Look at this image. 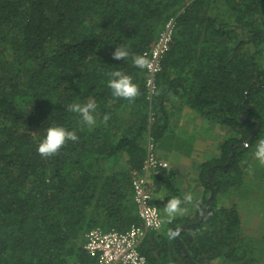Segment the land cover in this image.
<instances>
[{
  "label": "trees",
  "instance_id": "obj_1",
  "mask_svg": "<svg viewBox=\"0 0 264 264\" xmlns=\"http://www.w3.org/2000/svg\"><path fill=\"white\" fill-rule=\"evenodd\" d=\"M170 19L149 99L145 69L112 54L142 55ZM117 70L139 86L134 102L112 95L108 74ZM177 95L227 138L200 164V207L149 232L139 250L146 264H260L264 248L254 255L237 204L219 201L264 185L254 157L264 139V0H0V264H97L83 247L88 231L139 225L131 171L142 169L148 140L167 132L164 104ZM90 99L98 104L91 129L67 111ZM53 125L79 141L44 159L37 148ZM166 169L153 172L155 184L171 186ZM211 188L203 221L168 238L169 228L199 220ZM164 198L152 202L172 196Z\"/></svg>",
  "mask_w": 264,
  "mask_h": 264
},
{
  "label": "built area",
  "instance_id": "obj_2",
  "mask_svg": "<svg viewBox=\"0 0 264 264\" xmlns=\"http://www.w3.org/2000/svg\"><path fill=\"white\" fill-rule=\"evenodd\" d=\"M175 21H167L154 43L143 52L151 61L146 68L145 89L148 98H152L157 90L156 76L162 69V60L169 50L172 41ZM153 141L148 140L147 155L140 171H131L132 200L140 224L131 226L125 231L110 229L103 231L94 228L85 235L84 249L97 256V264H146V257L139 246L149 232L160 230L161 215L154 198L155 182L153 172L168 168L169 163L156 156Z\"/></svg>",
  "mask_w": 264,
  "mask_h": 264
},
{
  "label": "rangeland",
  "instance_id": "obj_3",
  "mask_svg": "<svg viewBox=\"0 0 264 264\" xmlns=\"http://www.w3.org/2000/svg\"><path fill=\"white\" fill-rule=\"evenodd\" d=\"M169 131L165 132V137H162L156 143L157 149L172 147V153L169 155L172 165L167 170L172 172V178H170L171 186L168 187L165 185L161 188L162 195L159 199H165L164 197L167 195L175 197L172 189L176 191V197H183L184 193L188 191L194 193L195 186H199L198 181L197 183L193 181L198 177L195 172L193 173V170L195 171L193 166L195 164L196 167L197 163L195 157L208 160L217 156V147L221 141L227 138L228 132L224 126L213 119L205 117L188 121L183 127V130L179 129V132L178 130H173L170 131L172 132L170 134ZM176 161L178 162L177 166L174 164ZM220 196L222 197L220 198L219 204L232 202L237 204V209L241 215L244 235L248 238H253V252L254 255L258 256V248L264 247V185L262 184V186L258 187L256 184L254 186L251 184L242 193L234 191L233 193H229V195L222 193ZM156 206L162 218L165 204L159 200ZM187 207L188 212L186 215H191L192 212L190 211L192 206L188 205ZM250 214L252 215L250 220L246 221V216ZM259 262L260 264H264L262 259H259Z\"/></svg>",
  "mask_w": 264,
  "mask_h": 264
},
{
  "label": "clouds",
  "instance_id": "obj_4",
  "mask_svg": "<svg viewBox=\"0 0 264 264\" xmlns=\"http://www.w3.org/2000/svg\"><path fill=\"white\" fill-rule=\"evenodd\" d=\"M131 58L134 67L144 70L151 67V61L146 55L130 54L126 47H116L112 54L113 60H127ZM110 79L108 87L112 91V95L116 98L134 102L140 95L139 86L133 82V78L122 72L113 71L108 74ZM98 104L95 100L90 99L86 103L73 102L67 106V111L78 114L83 125H87L90 129L97 125ZM110 119V114L103 116V122L106 124ZM79 136L75 130H68L63 126L53 125L46 130V136L39 143L37 152L44 158L48 159L59 154L60 150L69 142L76 143ZM156 143V142H155ZM254 157L261 165H264V139L258 140ZM188 205L193 208L200 207V200L192 191L184 193L183 197H172L164 206V215L160 219V224H170L178 216H184L188 212ZM179 230L171 228L167 231L168 238L172 239L179 236Z\"/></svg>",
  "mask_w": 264,
  "mask_h": 264
},
{
  "label": "crops",
  "instance_id": "obj_5",
  "mask_svg": "<svg viewBox=\"0 0 264 264\" xmlns=\"http://www.w3.org/2000/svg\"><path fill=\"white\" fill-rule=\"evenodd\" d=\"M187 99L188 98L185 95H183V96L177 95V96L172 97V99H170V100H169V98L166 100V102L164 104L165 105L164 108H165V117H166L165 122H166V126L168 129L167 131L178 130V132H179V129L183 130V127L185 126V124H187L188 121L198 120L200 118H203L201 115L196 113L189 106ZM171 133L172 132H170V134ZM163 137H165V135ZM169 147H165V149H161V148L157 149L158 147L155 144L156 156L160 157L161 159H164L165 161H167L169 163V166L166 169V172L170 168V166L172 165V162H171V159L169 156L170 153H172L171 152L172 147H170V149H168ZM195 159H196L197 163H196V167H195V164L193 166L195 168V171L193 170V173L195 172L196 175L199 176L200 164L202 162H204L205 160H203L202 158H198V157H195ZM195 159H194V161H195ZM174 164L177 166L178 162L176 161V162H174ZM191 164H193V163H191ZM174 175H175V173H174ZM193 181H195L196 183L198 181L199 186H195L194 195L197 196L199 198V200L201 201L202 197H203V187L200 185L198 177ZM163 186L164 185L157 184V182H156L155 188H154V198L158 199L159 197H161V195H162L161 188H163ZM195 209L196 208L192 207L190 212H194ZM261 248H264V247L262 246ZM261 248H259V249H261ZM260 259H262V262L264 263V255H261ZM215 264H217L216 261H215Z\"/></svg>",
  "mask_w": 264,
  "mask_h": 264
},
{
  "label": "water",
  "instance_id": "obj_6",
  "mask_svg": "<svg viewBox=\"0 0 264 264\" xmlns=\"http://www.w3.org/2000/svg\"><path fill=\"white\" fill-rule=\"evenodd\" d=\"M240 119L243 120L242 118H240ZM257 128H258V126H256V128L252 131V134L255 133V131L257 130ZM250 138H251V137H250ZM244 146H246V144H245ZM213 194H214V193H213V188H211V189H210V194H209V196H208V198H207V200H206L205 206H204L203 209H202L201 217L199 218L198 221H196V222H192V223H187V224H184V225H181V226L178 227L176 230L181 231V230H185V229L191 228V227H193V226H197V225H199V224L203 221V219H204L205 211H206V209L208 208V206H209V204H210V200H211ZM179 243H180V246H181L183 252L185 253V255L188 256V258L190 259L189 254H188V252H187V250H186V248H185L183 242L180 241Z\"/></svg>",
  "mask_w": 264,
  "mask_h": 264
}]
</instances>
